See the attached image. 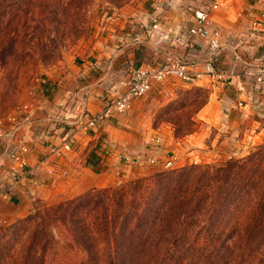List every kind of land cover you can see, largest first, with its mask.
<instances>
[{
  "label": "crops",
  "instance_id": "crops-1",
  "mask_svg": "<svg viewBox=\"0 0 264 264\" xmlns=\"http://www.w3.org/2000/svg\"><path fill=\"white\" fill-rule=\"evenodd\" d=\"M219 2L220 8L211 14L213 25L221 32L222 49L216 66L227 71L228 77L225 82L215 86L211 85L202 69L207 44L205 39H197V50L188 55L191 60L189 63L186 50L170 44L164 37L172 38L191 19L186 0L179 4L178 9H166L160 30L152 34V2L143 8L139 6V9L131 7L130 10H108L114 14V21H108L106 15L102 20L96 21L97 35L88 53L70 64L62 73L48 74L35 98L29 101L34 124L24 128L22 132L30 146L29 154L25 155L28 167L34 166L46 156L47 143L38 142L35 138L37 126L47 127L48 119L62 112L61 106L81 102L91 113H96L112 94L124 91L118 81L125 76L127 67L150 68L173 56L184 58L189 64L192 80L187 85L209 89L207 103L200 109L198 117L204 124L216 129L218 137L222 136L224 131L242 124L243 127L249 126L251 122L254 124L251 126L253 129L248 136L249 140L247 141L246 137L241 142L238 140L237 144L242 145L241 148H247L248 145L244 144H250V141L256 143L257 139H263L264 98L255 90L251 79L243 75V68L236 57L248 64L264 65V13L256 0ZM156 86L158 85H154L153 89ZM139 103V100L135 99L128 112L123 115L116 114L89 137L77 136L72 151L60 162L62 175L49 178L39 172L36 182L42 183V186L35 185L27 178L20 179L14 186L9 201L0 200V218L6 220L9 208L17 206L24 198L30 196H39L45 192L49 196L58 193L78 194L91 188L112 184L116 177L111 174L107 175L109 178H105L102 174L108 169L111 170L113 165L117 164L115 167L119 168L125 164L116 156L125 142L131 154L142 156L140 164L147 163L149 159L166 157L184 147L192 148L204 143L202 135L180 141L172 136L170 129H164L159 133L162 138L161 147L155 150L157 146L149 140L151 136H146L149 134L143 128L145 124L136 123L142 113V110L137 108ZM126 114L134 118L127 124L128 129L123 131V139L116 140L118 134H114L122 133L117 132V123ZM223 136L225 138V134ZM62 139L63 134L58 129L48 142L58 145ZM214 140L213 144L215 141L217 143L219 138ZM12 165L11 162H6L5 168L9 169ZM5 178V181L10 183L14 180V174L9 173Z\"/></svg>",
  "mask_w": 264,
  "mask_h": 264
},
{
  "label": "rangeland",
  "instance_id": "rangeland-1",
  "mask_svg": "<svg viewBox=\"0 0 264 264\" xmlns=\"http://www.w3.org/2000/svg\"><path fill=\"white\" fill-rule=\"evenodd\" d=\"M152 1L0 0V56H5L0 59V116L7 118L17 106L28 100V92L36 79H44L53 72L62 73L70 64L86 55L97 35L96 21L102 20L108 10H130L131 7L139 9V6L143 8ZM206 95L209 97L208 88L183 84L172 78L138 98L140 103L137 108L142 110V113L136 123L145 124L143 128L149 134L147 137H159L162 144L159 133L170 129L176 140L202 135L204 143L192 148L184 147L176 152L177 161L173 168L165 169L148 162L123 164L119 168H116V164L102 174L105 178H109L111 174L116 177L112 184L105 187L91 188L78 194L58 193L49 196L45 192L39 196L24 198L20 204L9 208L6 225L0 227V264H86L84 253L76 242H69V238L56 229H52L50 237L37 227L42 210L93 189L124 185L155 173L192 165L214 166L231 159L245 158L255 147L264 145V138L257 139L256 143H247L253 129L251 126L254 124L251 122L249 126L243 127L242 124L224 131L222 136L218 137V131L204 124L198 117L200 110L196 112L191 105L193 100H200ZM131 118L134 117L126 114L117 123V132L122 133L114 134H118L116 140L123 139V131L128 129L127 124ZM246 134L247 136H244ZM246 137L247 144L244 146H248L241 148L242 145L239 146L237 142ZM257 188V193L252 192L245 196L240 203L249 202L256 194L264 192V177L258 181ZM77 215L85 219L86 223L99 225L94 228L96 231L93 242L98 264H105L106 242L98 231H101V208L89 207L82 212L79 210ZM252 263L264 264V254Z\"/></svg>",
  "mask_w": 264,
  "mask_h": 264
},
{
  "label": "trees",
  "instance_id": "trees-1",
  "mask_svg": "<svg viewBox=\"0 0 264 264\" xmlns=\"http://www.w3.org/2000/svg\"><path fill=\"white\" fill-rule=\"evenodd\" d=\"M207 100L191 105L197 112ZM263 165L259 145L245 158L93 189L42 210L37 227L50 237L52 229L64 233L86 264H98L93 238L99 225L77 212L100 207L105 264H253L264 254V192L240 202L257 193Z\"/></svg>",
  "mask_w": 264,
  "mask_h": 264
},
{
  "label": "built area",
  "instance_id": "built-area-1",
  "mask_svg": "<svg viewBox=\"0 0 264 264\" xmlns=\"http://www.w3.org/2000/svg\"><path fill=\"white\" fill-rule=\"evenodd\" d=\"M183 1L153 0L151 3L153 12L150 16V34L160 30L162 17L166 9H178L179 4ZM186 1L187 9L191 11V19L172 38H169V36L164 37L170 44L186 50L189 63H191V60L188 55L196 52L197 39H205L207 44L202 64L203 73L209 78L212 86L225 82L228 72L220 70L216 66V61L222 49L221 32L218 28L216 29L211 20V14L220 8V2L219 0ZM256 2L264 13V0H256ZM105 15L108 21H114L112 12L107 11ZM236 59L243 68V75L251 79L255 90L264 98V65L248 64L239 57H236ZM187 60L173 56L150 68L127 67L125 76L118 81V85L124 91L112 94V97L107 99L96 113H91L81 102H75L71 106H61L62 112L48 119L47 127L37 126L35 138L38 142L47 143L46 156L37 161L34 166L28 167L25 155L29 154L30 146L28 141L24 139L22 132L24 128L31 127L34 124L30 115L29 101L35 98L38 90L45 83L43 78L36 79L28 92L29 101L27 100L17 106L7 118L0 116V200L9 201L14 186L22 178H27L35 185L42 186V183L36 182L39 172L49 178L62 175L60 162L72 151V145L77 136L89 137L92 132L116 114L128 112L132 102L148 94L154 85L162 84L172 78L181 83L189 84L192 78H190ZM58 129L63 134L61 143L58 145L50 144L48 142L49 138ZM150 140L156 144L157 148L155 150L161 147L159 137H151ZM127 147V144L123 143L121 151L116 155L118 160L125 163V165L140 163L142 156L131 154ZM176 161V153H171L163 158L149 159L147 162L169 169L175 166ZM6 162H11L12 167L6 169ZM9 173L14 174V180L10 183L5 181V176ZM5 225L6 220L0 218V227Z\"/></svg>",
  "mask_w": 264,
  "mask_h": 264
}]
</instances>
